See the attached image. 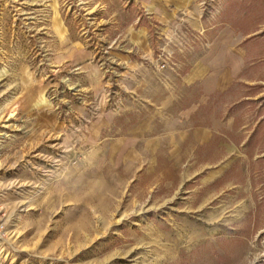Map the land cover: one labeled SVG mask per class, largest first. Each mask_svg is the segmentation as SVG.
<instances>
[{"label": "rangeland", "instance_id": "1", "mask_svg": "<svg viewBox=\"0 0 264 264\" xmlns=\"http://www.w3.org/2000/svg\"><path fill=\"white\" fill-rule=\"evenodd\" d=\"M194 8L198 25L164 27L137 0H0V264H264V0ZM130 31L146 33L155 68L220 31L244 38L236 88L209 103L248 136L223 174L180 184L173 167H114L99 152L101 126L196 94L132 103Z\"/></svg>", "mask_w": 264, "mask_h": 264}, {"label": "crops", "instance_id": "2", "mask_svg": "<svg viewBox=\"0 0 264 264\" xmlns=\"http://www.w3.org/2000/svg\"><path fill=\"white\" fill-rule=\"evenodd\" d=\"M137 1L164 27L180 24L181 20L197 23L195 0ZM125 36L139 57L135 61L129 55L120 59L125 63L121 65L122 74L135 84L128 89L132 103L160 104L161 94L172 87L196 94L189 96L183 108L154 109L131 124L124 123V127L119 121L101 126L99 134L109 141L99 152H106L105 159L114 167L124 163L152 174L173 167L180 184L196 183L198 177L207 183L214 174H223L231 153L239 152L248 136L236 137L240 129L229 107L214 109L209 103L211 98L231 92L239 82L245 57L242 35L220 31L207 48L189 56L184 53L185 62L168 64L164 69L143 63L153 56L144 31H130ZM175 81L177 86H172ZM148 89L152 95L146 92ZM187 192L192 193V189Z\"/></svg>", "mask_w": 264, "mask_h": 264}, {"label": "built area", "instance_id": "3", "mask_svg": "<svg viewBox=\"0 0 264 264\" xmlns=\"http://www.w3.org/2000/svg\"><path fill=\"white\" fill-rule=\"evenodd\" d=\"M159 61L160 62L158 63V66H157L158 68L163 69V68L167 67L168 63H166L164 59L159 60ZM1 196L2 195L0 194V201H1ZM0 211H1V202H0ZM4 233H5V226H4V223L0 219V239L3 237Z\"/></svg>", "mask_w": 264, "mask_h": 264}]
</instances>
